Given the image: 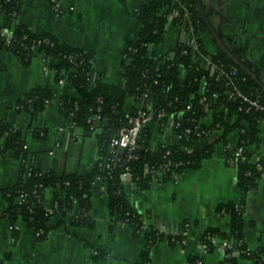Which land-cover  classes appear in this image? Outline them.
Returning <instances> with one entry per match:
<instances>
[{"label": "trees", "instance_id": "trees-1", "mask_svg": "<svg viewBox=\"0 0 264 264\" xmlns=\"http://www.w3.org/2000/svg\"><path fill=\"white\" fill-rule=\"evenodd\" d=\"M20 6L21 0H0V48L14 54L23 66H27L35 55L49 58V67L54 73L55 81L69 82L75 92L73 95L56 98L51 90L35 86L15 102V107L36 117L57 99L58 110L65 118L81 127L84 136H95L99 155L92 169L86 173L59 175L40 171L31 163L32 153L25 147L20 130L0 117V139L5 138L0 151L20 159L16 182L0 189V219H8L13 239L18 236L15 226L18 218L31 229L33 240L38 242L51 229L48 222L55 212L65 215L74 207L76 212L70 215V222L92 227L94 220L88 215L91 186L96 178H101L106 183L111 226L113 222H123L131 228L133 236L142 237L144 246L140 252L139 264H150L149 253L153 245L163 239L171 245L175 241L181 243L184 236L167 235L145 223L143 215L132 207L126 197L123 178L125 168L130 172L131 181L141 189L147 188L167 163V169L160 173L164 178H169L172 174L179 176L186 169H197L201 161L212 154L213 144L196 147V131L208 133L212 129H218L221 131L219 140L223 143L224 157L228 164L235 165L234 184L238 195L236 199L222 202L216 207L219 214L229 216V231L206 227L199 238L200 248L209 255L217 248L220 239H228L233 243L221 253L218 264H244L242 259L249 260L248 264H264V246L250 249L243 239L247 193L264 174V160H252L253 148H258L261 143L258 125L264 117V110L250 105L238 96L228 97L225 91L231 85L235 86L263 107L264 93L218 46L214 54L205 50L200 35L209 32L197 9L196 0H145L135 13L139 23L137 37L126 41L122 51V87L107 83L99 74H93V52L62 44L49 32L36 33L22 24H16ZM183 9L187 15L186 20L182 14L174 16L168 22L170 13L175 10H182L183 13ZM167 23L171 27L182 29L184 39L178 41L172 49H167L160 55H152L150 48L164 42ZM193 34L199 44L198 49L190 43ZM211 39L214 41L212 37ZM229 48L238 60L245 58V47L233 43ZM182 49L186 50L185 54L180 52ZM203 57L210 62L208 67L201 66L199 58ZM263 64L264 60L260 66L251 65L250 69L258 74ZM220 70L230 74V86L226 84L229 81L226 74H221ZM212 92L217 93L215 98H212ZM202 97L211 101L209 111L213 109V114L209 123L202 120L207 114L200 103ZM128 99H132L134 104L125 109ZM141 102L152 105L154 121L164 124L172 115V121L179 124L173 130L181 134V139L152 149L151 133L145 124L139 132L135 149L130 152L126 149L119 151L116 161L109 160L107 166H103V159L99 157L106 154L110 139L121 129L128 127V119L136 114V105ZM160 111H164L166 116L157 120L156 115ZM95 117L99 119L95 121ZM185 129H189L190 133H185ZM233 130L237 131L238 139L230 147L226 143V136ZM44 136V133L40 135L41 138ZM187 148H192V151L188 152ZM237 148H241V152L235 156ZM46 188L52 191L51 210L43 203ZM205 259L206 255H189L187 258L189 264H204Z\"/></svg>", "mask_w": 264, "mask_h": 264}, {"label": "crops", "instance_id": "crops-1", "mask_svg": "<svg viewBox=\"0 0 264 264\" xmlns=\"http://www.w3.org/2000/svg\"><path fill=\"white\" fill-rule=\"evenodd\" d=\"M145 0H21L16 24L36 33L49 32L60 43L78 47L94 54L93 74L103 81L123 86L120 61L126 41L137 37L139 23L135 13ZM209 13L211 25L228 40L246 48L254 67L264 60V0H201ZM164 42L152 46L150 53L160 55L184 38V32L169 24L164 30ZM205 50L217 52V44L207 33H201ZM200 64L207 67L205 58ZM49 58L32 57L23 66L10 51L0 48V117L20 130L25 147L32 153L31 163L43 172L86 173L98 158L95 136L83 135V129L70 123L58 110V100L42 113L31 117L19 111L15 102L35 86L51 90L56 98L73 95L75 90L65 80L56 82ZM264 69L260 67L259 72ZM258 72V73H259ZM134 104L132 99L125 109ZM209 122L210 119L203 120ZM148 126L152 149L176 142L172 124L151 120ZM261 143L253 148L252 160H264V117L259 122ZM45 134L41 138V134ZM40 134V135H39ZM221 131L213 129L195 142L196 147L213 144L212 154L201 161L197 169H186L181 175L154 177L147 188H138L124 178L125 194L132 207L143 215L145 223L164 234L183 235V242L173 245L166 239L150 248V264H189L188 256H205L204 264H218L221 250L201 253L199 238L206 227L229 231V216L216 211L218 204L237 198L234 163H227L223 154ZM238 139L236 130L229 132L226 143L233 147ZM5 138L1 137L0 146ZM218 144V145H216ZM20 159L0 151V189L12 186L18 176ZM44 206L53 208L50 188L43 194ZM74 207L65 215L55 212L49 222L47 236L33 240L21 218L15 221L18 236L14 240L8 219H0V264H139L144 246L142 237H135L123 222H113L107 209L106 183L96 178L91 186L88 215L92 227L78 226L69 220ZM243 239L247 247L264 246V174L247 193ZM189 223L186 227L185 224ZM181 244L183 246H181ZM96 252V255H95ZM96 256V257H95ZM244 264L249 260L242 259Z\"/></svg>", "mask_w": 264, "mask_h": 264}, {"label": "built area", "instance_id": "built-area-1", "mask_svg": "<svg viewBox=\"0 0 264 264\" xmlns=\"http://www.w3.org/2000/svg\"><path fill=\"white\" fill-rule=\"evenodd\" d=\"M50 1L53 3V5L55 7H58L57 6V0H50ZM182 14H183L184 19L186 20L187 15H186L185 10L183 11V13H182V10H177V11L175 10L174 12H172L168 15V22L171 21L174 18V16H179ZM167 25H168V23L166 24L165 27H167ZM189 29H190V32H192V28L190 27ZM3 32H5V31H3ZM190 41H191L190 43L194 44L195 49H198L199 44L196 42L195 34H193L191 36ZM180 52L182 54H185L186 50L182 49ZM205 61L207 63V67H208L210 62L206 58H205ZM219 72L221 74H226L225 76L229 80L226 82V84H228L230 86L232 84L230 74L228 72H223L222 70H220ZM233 73H234V71L232 72V74ZM225 93L228 94V97L238 96V97L242 98L244 101H247L250 105L264 110V107L262 105H260L256 100L247 97L245 94L240 92L239 89L235 86L231 85V88L227 89L225 91ZM144 96H146V95H144ZM216 96H217V93L212 92V98H215ZM200 103L202 104L203 109L207 112V114L202 118V120H204V118L205 119L208 118L211 120V116L213 114V109H210V111H209L211 101L207 100L206 97H202L200 99ZM187 108H189V106H187ZM136 109H137L136 114L128 119V124H129L128 127L121 129L115 136H113L110 139L108 146H107L106 154L104 156L99 157V158L103 159L102 160L103 166H107L106 163L109 160L116 161L117 160V153L119 151L126 149L128 152H130V151L134 150L135 147L137 146V140H138L139 132H140L142 126L147 124L149 121L152 120L153 108H152L151 104H148V103L144 104L143 102H141L140 104L136 105ZM165 116H166V114L164 113V111H160L156 115L157 120H162V119H164ZM98 119H99L98 117H95V121ZM167 120L170 121L173 128H175L179 125L178 123H174L172 121V115H170ZM70 123L75 125L72 121H70ZM91 127H93V126H91ZM95 129L98 130V128H95ZM212 130H210L208 133H205L203 130L196 131V135L198 138L195 140V142L197 140L205 137ZM184 131H185V133H190L189 129H185ZM175 136L177 138L176 142H178L182 137L181 134H179L177 132H175ZM187 151L191 152L192 148H187ZM240 152H241V148H237V150L234 151V155L238 156L240 154ZM130 156H132V155H130ZM168 165L169 164L167 163L163 167H161L162 171H160L159 174L162 173L164 170H166ZM125 170L126 171L123 173V178H127L129 181H131V175H130V172L128 171L127 167L125 168ZM188 225L189 224H185L186 227ZM232 243H233L232 240L220 239L219 243L217 245V248H219L221 250V252H223L225 250V248L230 247ZM201 253L203 254L204 250L201 249Z\"/></svg>", "mask_w": 264, "mask_h": 264}, {"label": "water", "instance_id": "water-1", "mask_svg": "<svg viewBox=\"0 0 264 264\" xmlns=\"http://www.w3.org/2000/svg\"><path fill=\"white\" fill-rule=\"evenodd\" d=\"M196 6L203 22L205 23L208 29L210 36L214 39L217 46L228 56V58H230L235 64H237L242 70H244L245 73L248 74L254 80L255 84H257L264 93V69H262L258 74H255L250 69L252 62L248 57H245L242 61H240L235 56H233L230 48L225 44L222 35L217 32V30L211 25L207 17V12L201 3V0H196Z\"/></svg>", "mask_w": 264, "mask_h": 264}, {"label": "rangeland", "instance_id": "rangeland-1", "mask_svg": "<svg viewBox=\"0 0 264 264\" xmlns=\"http://www.w3.org/2000/svg\"><path fill=\"white\" fill-rule=\"evenodd\" d=\"M209 35V34H208ZM209 37H210V35H209ZM224 42H225V44L228 46V47H231V44L228 42V40H226L225 38H224ZM216 145H218V144H216Z\"/></svg>", "mask_w": 264, "mask_h": 264}, {"label": "flooded vegetation", "instance_id": "flooded-vegetation-1", "mask_svg": "<svg viewBox=\"0 0 264 264\" xmlns=\"http://www.w3.org/2000/svg\"><path fill=\"white\" fill-rule=\"evenodd\" d=\"M220 33V32H219ZM222 38H223V36H222ZM223 40H224V38H223Z\"/></svg>", "mask_w": 264, "mask_h": 264}]
</instances>
